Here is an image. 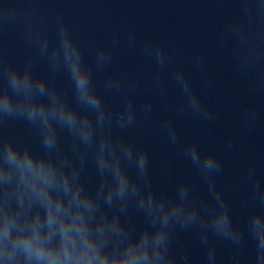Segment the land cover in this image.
Instances as JSON below:
<instances>
[{"label":"clouds","instance_id":"9594fccd","mask_svg":"<svg viewBox=\"0 0 264 264\" xmlns=\"http://www.w3.org/2000/svg\"><path fill=\"white\" fill-rule=\"evenodd\" d=\"M53 2L0 0V264H264V176L255 164L242 175L248 194L241 220L217 182L224 172L220 156L202 151L195 139L182 143L170 116L160 119L159 131L194 169L198 184L157 185L148 149L129 135L151 122L153 97L168 103L169 83L181 97L173 106L177 115L219 121L204 95L216 88L206 54L190 57L204 77L198 88L174 64L176 49L140 37L133 27L114 28L108 45L90 44L86 52L62 11L45 7ZM219 2L235 5L216 39L248 85L252 102L233 104L250 132L264 101V0ZM11 33L27 51L19 64L8 59ZM121 48L138 50L155 66L150 82L113 70ZM41 63L45 74L37 71ZM108 96L120 99L119 108ZM17 124L37 147L10 134ZM234 147L228 137L227 150ZM161 174L171 176L170 165H162ZM181 234L192 237L199 257Z\"/></svg>","mask_w":264,"mask_h":264},{"label":"water","instance_id":"95a60500","mask_svg":"<svg viewBox=\"0 0 264 264\" xmlns=\"http://www.w3.org/2000/svg\"><path fill=\"white\" fill-rule=\"evenodd\" d=\"M45 7L62 11L86 52L90 44L108 45L116 27L122 31L133 27L140 37L150 36L176 49L174 64L182 65L198 88L204 77L193 68L190 57L198 50L206 54L207 72L215 79L216 88L205 90L204 95L206 102L219 113V121L208 125L192 117L177 115L173 106L180 104L181 97L169 83L168 103L164 104L153 97L151 122L142 129L131 131L129 135L148 149L152 177L157 185L171 188L179 179L198 184L194 169L159 131L160 119L170 116L177 126L182 143L195 139L199 141L202 151H215L220 156L224 172L217 182L231 199L234 215L242 220L243 202L248 194V187L242 180L243 172L249 164H255L258 173L264 176V125L260 114L252 131L242 128L233 102L238 101L244 106L251 103L252 98L248 94V85L233 72L226 52L216 39L221 21L234 10L235 5L219 0H55ZM7 45L8 59L19 64L27 54L20 37L16 33L9 34ZM114 57L113 70L126 69L144 82H150L156 71L155 66L144 59L138 50L121 48ZM37 71L45 74L46 67L42 63L38 64ZM102 80L103 77L98 74V86L102 85ZM59 83L64 86L65 81ZM107 102L114 109L120 106V99L115 96H108ZM9 132L30 142L34 148L38 146L33 134L23 125L17 124ZM228 137L235 140V147L231 151L226 148ZM164 164L170 165L172 169L169 177L161 174ZM181 240L191 244L194 255L199 257L200 250L191 236L181 234ZM220 251L223 255L229 254L224 246L220 247ZM248 254H251V246L246 252Z\"/></svg>","mask_w":264,"mask_h":264}]
</instances>
